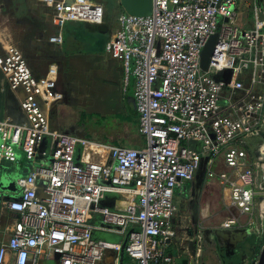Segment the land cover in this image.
Returning a JSON list of instances; mask_svg holds the SVG:
<instances>
[{
    "label": "built area",
    "instance_id": "1",
    "mask_svg": "<svg viewBox=\"0 0 264 264\" xmlns=\"http://www.w3.org/2000/svg\"><path fill=\"white\" fill-rule=\"evenodd\" d=\"M39 2L60 29L53 44L64 43L68 23L105 24L94 0ZM105 52L121 61L125 84L134 81L142 147L89 151L101 144L52 129L44 108L51 84L19 47L0 52L4 85L21 93L23 115L0 119V182L6 163L28 164L7 175L13 191L0 187L8 195L0 211L11 221L3 226L0 214V264H175L176 189L195 180L205 159V180L229 188L237 213L221 229L264 237V0H152L145 16L118 15ZM244 219L251 230L239 225ZM210 231L194 229L191 259L203 255Z\"/></svg>",
    "mask_w": 264,
    "mask_h": 264
},
{
    "label": "rangeland",
    "instance_id": "2",
    "mask_svg": "<svg viewBox=\"0 0 264 264\" xmlns=\"http://www.w3.org/2000/svg\"><path fill=\"white\" fill-rule=\"evenodd\" d=\"M28 1L29 4L27 0H24V2H20V0H0V34H4L7 37V44L10 43L19 47L33 71L39 77L43 76L45 78L46 63L42 65L37 62L40 58L34 56L29 44L37 39L34 37L36 33L34 26H38L36 19L44 26L43 35H51L54 29L52 25L53 10L43 7L37 1L31 4L30 2L33 0ZM94 1L103 4L105 24L101 27L108 31L110 30L109 34L105 31L97 33V45L94 49L98 50L103 46L102 42H105V36L112 37V28L116 25V19L120 13L125 11L121 6L120 0ZM34 22L36 23L35 25ZM102 58L100 62L95 61L87 65L83 63L81 65L83 67L81 69L82 72H77V78H72L66 74L65 82L74 83L70 93H76V97H74L76 98L77 106L74 109L75 114H68L66 120L68 122L76 121L80 132L83 131L82 133L86 137L103 146L138 148L141 142L143 144L146 143V139L138 133L137 118L125 111L119 85L104 77L108 72V63L106 58L103 60ZM51 70L55 72L57 68L53 67ZM2 81L3 76L0 73V83ZM114 81H117V76ZM71 97L68 94L65 95L64 103L67 106H71ZM10 100L9 104H11V108L14 107L13 111H15L19 104L13 97ZM177 196L179 212L173 227V241L176 247H173L172 251L177 255L179 254L178 251H180L181 257L189 258L187 244L195 227L201 230L220 229L230 216H236L237 213L230 207L229 188L221 185L216 179H206L199 194L196 196L189 187ZM192 206L194 214L191 213ZM245 221L246 219L240 221L239 225L241 227L246 226L251 230V227L246 225ZM104 238L115 242L120 241L117 236L116 239L109 235H105ZM263 239L264 237L257 238L252 236L243 244L244 250L239 251L235 256H229L231 258H228L223 250H219L216 254L212 250L218 249H215L213 245H209V249H206L205 253L203 252V256L195 258L193 264H242L243 255H248L249 259L254 257L255 254L251 253L249 248L252 245L260 246ZM213 243L218 245L216 241ZM194 255L196 257V254Z\"/></svg>",
    "mask_w": 264,
    "mask_h": 264
},
{
    "label": "crops",
    "instance_id": "3",
    "mask_svg": "<svg viewBox=\"0 0 264 264\" xmlns=\"http://www.w3.org/2000/svg\"><path fill=\"white\" fill-rule=\"evenodd\" d=\"M34 1L39 2V0H33L30 2V4ZM20 2H24V0H20ZM27 2L29 4L28 0ZM40 4L43 7L49 8L48 6H45L42 3ZM36 22L38 26L35 25L36 23L34 22V25H35L34 30L36 31V33L34 34V37L37 39L35 41H32L29 44V46L32 49L33 51L32 53L34 54V56L37 58L38 57L40 58L37 62L42 65L43 63L44 64L46 63L47 69L45 71L46 73L45 78L49 79L47 81L51 84L52 98L50 99L49 103L44 105V108L49 116L50 125L52 129L56 131H63V132H76V133L85 135L82 133L83 131L80 132V129L76 121L68 122L66 120L68 114H75L74 109L77 106H76V98H75L76 93L75 92H73L72 94L70 93V90L74 86V83L69 84L68 83L69 81L66 83L64 78L66 74L72 78H77V72H80V73L82 72L81 69L83 67L81 65H83V63H86L87 65L89 63L92 64L95 61L100 62L101 61L100 59L102 57H103L102 60L106 58L107 63H108L107 65L108 72L106 76L104 77L112 80L111 81L112 83L119 85V87L121 88L120 93L122 97V104H123L125 111L128 112L133 117L137 118V114L135 110V103H134V98H133L134 81L131 78L129 83L125 84V81H124L125 74H124V69H123L121 61L113 59L105 52L106 44L111 39V37H109L108 35L105 36V40H104L105 42H102L103 46H101V48L98 50L94 49L95 46L97 45V42H96L97 33H99L100 31H105L107 32V34H109L108 32H110V30L108 31L99 25L75 23V22L68 23L62 29L63 35H64V43L62 45H57V44L51 43L49 41V38L53 35L58 34L60 32V29L54 26V24H52L54 28L53 32L49 36H44L43 35L44 26L40 24V21L38 19H36ZM0 37H1L0 38V52H3L4 49H6L7 47L13 44H10V43L7 44V39H6L7 37L4 36V34H0ZM53 67L57 68L55 72L51 70ZM111 72H113V74H111ZM116 76H117V81H114V78ZM42 78L44 77L42 76ZM67 89H69V91H67ZM0 94H2V96H0V119L11 118L16 121H21L23 115H22V111L20 108L19 100H18L19 94L21 93H19L18 95L12 93L11 91L7 89V87L4 85V82L2 81L0 83ZM66 94L70 95V97L72 96L70 99L71 106H67L64 103ZM11 97L16 99L19 104V106L17 107V109H15V111H13L14 107L11 108V104H9L11 101L10 100ZM144 145L145 144L141 142L140 147ZM20 165H21L20 166L21 170L23 169L25 170L28 167V164L23 157H20ZM3 169H4V173L7 172V175L10 174L12 171L14 172L21 171L20 169L19 171L14 164H9V163H6ZM1 184L2 183L0 182V186ZM188 187L192 190L194 194L195 185H193V183L191 182V183H187L185 185L179 186L176 189V196L179 195L180 192H182L184 189L187 190ZM176 203L178 205L177 200H176ZM191 213L194 214L193 206L191 208ZM0 214H3V216L1 217L3 226H5L8 223H11V221H9L10 218L7 217V215L4 212L0 211ZM196 228L197 227H195L194 229ZM210 230L213 231V233L211 231L210 233L208 232L210 241L216 240L217 242H219L216 239L217 236L214 231L220 230V229H210ZM111 237L116 239V236H111ZM244 237H246V235ZM244 237L241 238L239 242H237V245L238 243H242V240L244 239ZM6 240H7V237L4 236L2 233H0V243ZM237 245H235V247ZM174 247L176 246L174 245ZM231 249L234 250L235 248L234 249L230 248V250ZM178 253H179L178 258L176 259L175 264H193V261L195 259H191L190 255H189V258L188 257L186 258V257H181L180 251H178ZM106 261L107 263H111L113 261L112 253L109 252L107 254Z\"/></svg>",
    "mask_w": 264,
    "mask_h": 264
},
{
    "label": "water",
    "instance_id": "4",
    "mask_svg": "<svg viewBox=\"0 0 264 264\" xmlns=\"http://www.w3.org/2000/svg\"><path fill=\"white\" fill-rule=\"evenodd\" d=\"M120 3H121L123 10L127 14L133 15V16H140V17L145 16V15L149 14L152 10V0H120ZM217 39H218L217 35L212 36L210 38V40L208 41V43H207V45L204 48V51L202 53L201 66L205 71H208L211 56L213 54V50H214L215 44L217 42ZM230 73H231L230 71L225 72V74H226V80L225 81L226 82L229 81ZM206 164H207V159L203 160V163H202L199 171L197 172L195 180L192 182L193 185L195 184V181H196L199 174H202L201 175L202 176L201 183L203 185V183L205 181ZM7 179H8L7 175L4 176V181L0 186L3 192H10V191L14 190V183L9 182L8 185H4L5 184L4 182ZM5 198H8V195L6 193L0 195V203ZM196 229H198V228H196ZM190 235H193V233L191 232ZM252 235L253 234H250L247 231L246 237H244V239L242 240V243H244L247 239L251 238ZM262 245H263V247H262V250L260 251V259H259V261H257L258 257H256V259H254L252 261L253 264H264V242L262 243ZM189 246H190V250H194L196 247L193 241L190 242Z\"/></svg>",
    "mask_w": 264,
    "mask_h": 264
},
{
    "label": "bare ground",
    "instance_id": "5",
    "mask_svg": "<svg viewBox=\"0 0 264 264\" xmlns=\"http://www.w3.org/2000/svg\"><path fill=\"white\" fill-rule=\"evenodd\" d=\"M105 147H103V145H99V146H90L89 151L91 150H100L102 151ZM202 174H199L196 181H195V189H194V195H198L201 187H202V183H201V179H202ZM264 205V203H263ZM264 208V207H263ZM213 233V231H211ZM218 241L221 244H226V246L232 248L235 247V245H237V242H239L241 240V238H243L246 234L247 231L243 230V229H238L236 231L234 230H224V229H220V230H215L214 231Z\"/></svg>",
    "mask_w": 264,
    "mask_h": 264
},
{
    "label": "flooded vegetation",
    "instance_id": "6",
    "mask_svg": "<svg viewBox=\"0 0 264 264\" xmlns=\"http://www.w3.org/2000/svg\"><path fill=\"white\" fill-rule=\"evenodd\" d=\"M221 229V228H220ZM252 238V237H251ZM250 239V238H249ZM249 239H247V240H249ZM216 240H214V241H210V239H209V236H208V233H206V236H205V238H204V245H205V251H204V253L206 252V249L208 250L209 249V245H213L214 247H215V249L217 248L218 250H212V251H214L216 254L218 253V251L220 250V251H224L225 252V254H226V256L228 257V258H231V257H229V256H235V255H237L238 253H239V251H243L244 250V246H243V244H245V242L244 243H238V245L236 246V247H232L234 250H230V247H228V246H226V244H221L220 242H217L218 243V245H215L213 242H215ZM247 242V241H246ZM264 242V239H263V241H262V243ZM247 244V243H246ZM262 247H263V245L261 244L260 246H257V245H252L250 248H249V250H250V252L251 253H254L255 255H254V257H251L250 259H249V257H248V255H243V258H242V264H253L252 263V261L254 260V259H256V257H258V259H257V261H259V259H260V251L262 250ZM257 249V250H256ZM245 253V252H244ZM203 256V255H202Z\"/></svg>",
    "mask_w": 264,
    "mask_h": 264
}]
</instances>
